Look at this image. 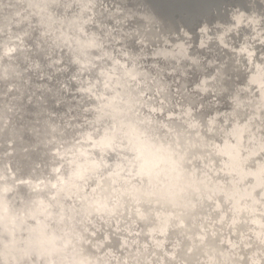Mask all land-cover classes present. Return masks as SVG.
<instances>
[{
  "label": "clouds",
  "instance_id": "9594fccd",
  "mask_svg": "<svg viewBox=\"0 0 264 264\" xmlns=\"http://www.w3.org/2000/svg\"><path fill=\"white\" fill-rule=\"evenodd\" d=\"M0 264H264V0H0Z\"/></svg>",
  "mask_w": 264,
  "mask_h": 264
}]
</instances>
